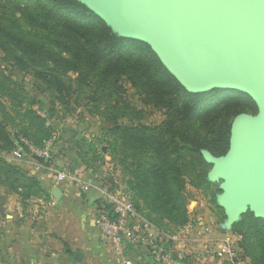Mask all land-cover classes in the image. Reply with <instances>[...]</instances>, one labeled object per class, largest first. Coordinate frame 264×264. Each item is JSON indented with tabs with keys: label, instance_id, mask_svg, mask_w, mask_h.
I'll use <instances>...</instances> for the list:
<instances>
[{
	"label": "trees",
	"instance_id": "16d2710c",
	"mask_svg": "<svg viewBox=\"0 0 264 264\" xmlns=\"http://www.w3.org/2000/svg\"><path fill=\"white\" fill-rule=\"evenodd\" d=\"M20 4L24 5L22 18L35 28L38 38L28 39L0 24V50L20 70H32L63 105L87 95L86 105L104 113L116 136L112 153L122 155L130 187L152 211L184 222L187 184L196 188L210 184L205 152L214 157L228 152L233 119L257 110L252 98L230 90L189 91L149 43L119 35L80 0H0V9L15 11ZM125 83L143 104L165 109L163 123L119 122L123 117L141 119L142 113L124 96ZM34 120L40 121L38 129H45L38 116ZM17 146L0 120V151L12 152ZM3 167L9 170H0L2 183L13 177L11 186L24 195L30 194L32 187L45 192L40 181L28 174L26 183H18L22 174L15 165ZM97 206L115 217L109 203L100 200ZM234 228L242 234L252 258L264 264V219L247 212Z\"/></svg>",
	"mask_w": 264,
	"mask_h": 264
},
{
	"label": "rangeland",
	"instance_id": "374dc122",
	"mask_svg": "<svg viewBox=\"0 0 264 264\" xmlns=\"http://www.w3.org/2000/svg\"><path fill=\"white\" fill-rule=\"evenodd\" d=\"M82 1L87 3L89 0ZM23 8V4L14 8L15 11L1 8L0 24L34 40L38 38V32L22 18ZM15 17H18L16 21ZM102 19L121 34L132 36L126 25L116 18ZM144 39L153 43L150 38ZM46 86L32 70H20L11 57L0 50V120L18 144L12 152L0 151L4 161L3 164L0 162L1 172L9 170L8 167L3 169L4 164L15 165L22 174L18 183H26L27 174L39 180L41 174L53 176L55 171L63 169L87 172L93 185L104 186L126 197L134 209L127 228L162 239L168 253L167 264H232L227 259L206 252L208 246L215 247L225 240L234 244L247 264H262L252 258L250 250L244 246L242 234L234 228L242 215L251 212L257 216L256 212L251 206H246L238 214H233L227 208L223 200L225 177L215 172V164L209 162L206 156L205 160L210 165L206 177L210 184L201 188L187 184L184 191L186 220L182 223L171 220L148 208L130 187V177L124 173L122 155L112 153V142L116 136L110 132L111 126L103 118L104 113L86 105L87 95H83L79 102L72 100L69 105H63ZM125 86L124 96L142 113L141 119L135 116L131 119L120 118L121 124L156 126L163 123L165 109L143 104L130 85L125 83ZM15 87L17 89L13 91ZM212 90L238 91L250 96L236 89ZM207 91L210 90L203 92ZM255 104V112L241 114L257 116L259 107ZM34 116L41 119L45 129L36 127L40 121L34 120ZM31 120L33 125L30 124ZM44 138L48 140L43 143ZM47 145L49 157L39 153ZM7 173L10 177L12 171ZM12 178L6 184L0 181V264H20L22 260L24 264H154L148 247L143 244L127 243L121 251L116 250L98 225V206H95L97 210L91 208L87 201H83L81 210L68 203L61 205L55 203L49 192H40L35 187H32L30 194L24 195L11 186ZM100 200L104 201L102 197L97 201ZM18 204L20 208L17 209ZM78 211L81 216H77ZM20 215L29 219L28 224L21 227L12 225V221L20 220ZM77 227L79 230L84 229L85 240L83 243L78 242L80 244L74 240ZM93 231L96 235L94 241ZM21 233L22 237L18 240ZM66 233L68 235L64 237ZM71 244L80 245V251L86 252L88 258H83L79 263L74 261L72 252L76 246ZM67 249L70 253L68 257L65 256Z\"/></svg>",
	"mask_w": 264,
	"mask_h": 264
},
{
	"label": "water",
	"instance_id": "95a60500",
	"mask_svg": "<svg viewBox=\"0 0 264 264\" xmlns=\"http://www.w3.org/2000/svg\"><path fill=\"white\" fill-rule=\"evenodd\" d=\"M83 3L101 18L125 24L132 36L112 27L119 35L149 43L189 91L229 88L255 100L257 116L239 114L234 119L228 152L222 157L205 152V156L225 177L227 208L238 214L251 206L264 219V0ZM52 195L59 201L60 188L55 187ZM74 256L83 258L81 251Z\"/></svg>",
	"mask_w": 264,
	"mask_h": 264
},
{
	"label": "built area",
	"instance_id": "2783aa9c",
	"mask_svg": "<svg viewBox=\"0 0 264 264\" xmlns=\"http://www.w3.org/2000/svg\"><path fill=\"white\" fill-rule=\"evenodd\" d=\"M16 154L18 152L15 151ZM39 153L45 157L50 156V150L45 147ZM54 180L57 184L71 182L82 191H88L96 188L105 202L112 206L114 218H111L106 212L100 211L97 222L102 234L110 239L115 245L116 250L121 251L127 243L143 244L148 247L154 264H167L168 253L164 247L162 239L156 238L149 233L131 230L127 228L131 214L134 212L133 206L126 200V197L118 192H112L104 186H95L90 181L85 180L78 172H71L67 169L55 171ZM208 254L214 255L220 259H227L232 264H247L246 260L240 256L234 244L225 240L219 245L206 248Z\"/></svg>",
	"mask_w": 264,
	"mask_h": 264
},
{
	"label": "crops",
	"instance_id": "0c3cea01",
	"mask_svg": "<svg viewBox=\"0 0 264 264\" xmlns=\"http://www.w3.org/2000/svg\"><path fill=\"white\" fill-rule=\"evenodd\" d=\"M75 172H78L80 175H82V177L85 180L90 181L89 177H88L89 174L87 172L82 173L81 170H76ZM39 181H40V186L42 187V189L44 191L49 192L53 198H54V196L52 195V191L54 190V188L55 187L60 188V190H61L60 200L57 201L54 198L55 203H61V205L68 203L67 205H72V206H74V208H76L78 210H81L83 208V203H84L83 201H87L91 208L93 207L94 209H96L95 208V206H97L96 201L98 199H100V197H102L100 192L96 188H91L88 191H82L79 187H75L74 184L71 182H64V183L57 184L54 180V175L48 176L46 174H41ZM18 208H20L19 204L17 205V209ZM98 211H99V209H98ZM20 216H21L20 220L18 219L19 220L18 222L12 221V225H18L21 227L24 224H28L29 219L28 218L24 219V218H22L23 217L22 215H20ZM77 216H81L80 211L77 212ZM68 217H66V218L68 219ZM20 229H22V228H20ZM83 230L84 229L79 230V228L77 227V233H76L77 236L74 239L75 241H77V243L78 242L83 243V241L85 240ZM66 235H68V234L67 233L64 234V237H66ZM18 236H19L18 240H20L22 237V233H21V235H18ZM93 237H94L93 238V241H94L95 237H96L94 231H93ZM64 239H65V241H67L66 240L67 238H64ZM80 243H78V244H80ZM71 245L76 246V250H74L72 252V254H73L74 261L79 263L81 260H76L74 253L76 251H80V250L82 251V248H80V245H78V246L76 244H71ZM77 249H79V250H77ZM82 254H83V258H85V259L88 258V254L86 252L85 253L82 252ZM69 255H70L69 249H67L65 256L68 257ZM83 258H82V260H83ZM20 264H24L23 260L20 261Z\"/></svg>",
	"mask_w": 264,
	"mask_h": 264
}]
</instances>
